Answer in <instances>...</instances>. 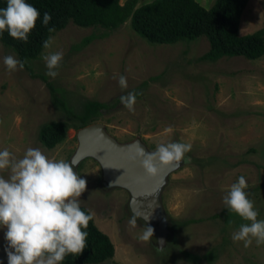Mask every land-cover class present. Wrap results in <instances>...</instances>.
I'll return each instance as SVG.
<instances>
[{"label": "rangeland", "instance_id": "374dc122", "mask_svg": "<svg viewBox=\"0 0 264 264\" xmlns=\"http://www.w3.org/2000/svg\"><path fill=\"white\" fill-rule=\"evenodd\" d=\"M199 1L210 8L215 0ZM262 28L264 0H250L239 33ZM94 31L70 22L53 36L52 48L43 54L63 51L55 78L46 75L42 57L33 67L46 79L25 68L9 72L3 58L19 56L0 42V150L8 149L19 159L28 148H39L51 158L72 163L79 146L78 129L70 128L66 140L53 149L39 139L44 123L68 119L54 104L48 81L63 94L65 91L75 112L86 100L115 103L104 110L99 122L105 123L119 142L139 138L152 151L171 142L191 144L192 148L185 154L186 163L169 175L163 188L161 198L171 234L158 241L155 235L148 242L139 238L145 227L140 220L135 228L129 225L130 193L104 184L98 160L87 157L73 164L87 180L80 203L91 209L97 226L114 243L112 261L195 264L183 253L189 251L201 256L199 264H264V244L257 246L253 239L252 245L245 247L243 241H233V233L250 221H226L228 209L223 203L231 185L244 176L249 199L259 211L258 220H264V56L256 60L242 56L201 60L210 47L206 36L173 44L150 43L133 29L130 20L77 47ZM104 31L98 28L96 33ZM120 75L127 77V89L120 87ZM132 91L141 94L135 110L129 111L119 98ZM167 128L171 132H166ZM0 175L7 178L9 172L0 170ZM217 213L221 215L215 217ZM6 231L0 227V264H8ZM210 251L214 256L207 258Z\"/></svg>", "mask_w": 264, "mask_h": 264}, {"label": "clouds", "instance_id": "9594fccd", "mask_svg": "<svg viewBox=\"0 0 264 264\" xmlns=\"http://www.w3.org/2000/svg\"><path fill=\"white\" fill-rule=\"evenodd\" d=\"M40 16V11L26 0H7V6L0 8V34L7 31L11 37L28 42ZM51 19V14L45 12L43 25L48 26ZM55 30L54 27L48 28L49 33ZM54 42V37L48 36L43 41V48L51 49ZM63 58V51L42 54L46 75L58 76L57 69ZM3 62L9 72H14L23 70L27 60L7 55ZM118 83L122 89L128 88L125 75L119 76ZM140 94L132 91L122 95L120 104L134 111ZM165 131L171 132V128ZM191 148V144L171 142L159 144L156 151L146 152L137 144L131 159L133 162L138 160L147 175L155 177L159 174V166L178 165ZM0 170L9 172L7 178L0 175V227L7 229L8 264H61L68 254L82 253L88 237L85 229L94 219V214L91 209L85 211L81 207L80 197L87 190V180L74 170V165L30 147L19 159L8 149L0 150ZM247 188L246 178L240 176L223 197V203L229 211L250 221L241 224L233 233V241H243L244 246L249 247L255 239L259 246L264 244V220H258L259 211L255 202L249 199ZM141 218L148 220V216L134 211L129 225L137 227ZM153 236L154 228L146 224L139 238L148 242Z\"/></svg>", "mask_w": 264, "mask_h": 264}, {"label": "trees", "instance_id": "16d2710c", "mask_svg": "<svg viewBox=\"0 0 264 264\" xmlns=\"http://www.w3.org/2000/svg\"><path fill=\"white\" fill-rule=\"evenodd\" d=\"M249 1L215 0L214 4L207 8L199 0H151L141 4L140 0H26L41 13L28 42L11 37L7 31L0 34V42L17 53L21 61L27 60L24 68L31 75L44 79L46 76L36 74L33 67L34 61L41 58L45 51L43 41L66 28L70 22L95 30L86 35L77 47L87 45L99 35H105L106 31L119 29L130 20L133 29L150 43L173 44L184 39L194 40L206 36L210 47L200 57L201 60L216 61L225 56H242L248 60H256L264 56V28L245 35L239 33L241 18ZM6 6L7 0H0V8ZM45 12L52 16L48 26L42 23ZM49 27H54L55 32L49 33ZM98 28L105 31L97 34ZM48 85L53 92L54 104L68 115V119L46 122L41 126L39 139L48 149L64 142L70 128L79 130L97 122L103 117L104 110L115 106V103L86 100L80 103V110L75 112L67 101L65 91L63 94V90L52 82L48 81ZM81 207L85 211L89 210L85 205L81 204ZM219 215L221 214L217 213L214 216ZM226 218V221H244L238 214L229 210ZM140 221L142 222V219ZM172 226L173 229L177 227L175 224ZM85 231L88 237L83 252L68 254L61 264H103L114 258V243L110 236L97 226L95 219L90 221ZM183 253L189 261L199 264L200 255L189 251ZM206 256L211 258L214 254L210 251Z\"/></svg>", "mask_w": 264, "mask_h": 264}, {"label": "water", "instance_id": "95a60500", "mask_svg": "<svg viewBox=\"0 0 264 264\" xmlns=\"http://www.w3.org/2000/svg\"><path fill=\"white\" fill-rule=\"evenodd\" d=\"M79 146L72 157V164H77L87 157L98 160L102 166L103 182L110 187H122L129 191L131 212L147 217L142 222L154 228L155 238L162 240L171 234L170 219L165 213L162 202V191L168 182L169 175L186 163V159L175 166H159L155 177L147 175L140 162H133L136 145L144 147L146 152H153L141 140L135 139L122 143L109 133L106 124L94 122L78 130ZM158 241V239H157ZM161 245V243H159ZM161 247V246H160ZM103 264H118L108 261Z\"/></svg>", "mask_w": 264, "mask_h": 264}]
</instances>
